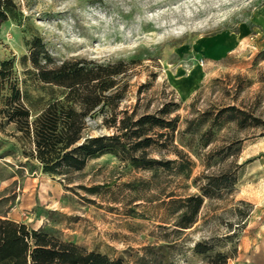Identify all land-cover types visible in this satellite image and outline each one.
<instances>
[{
    "label": "rangeland",
    "instance_id": "obj_1",
    "mask_svg": "<svg viewBox=\"0 0 264 264\" xmlns=\"http://www.w3.org/2000/svg\"><path fill=\"white\" fill-rule=\"evenodd\" d=\"M15 1L21 15L0 25V58L14 59L32 116L60 91L33 73L28 43L36 35L55 63H128L119 109L167 104L168 116L178 115L173 143L192 163L180 173L176 163L154 171L103 153L81 170L50 174L8 124L0 129V217L125 264L142 256L264 264V0ZM231 104L247 112L245 125L228 112L215 117ZM87 122L89 134L112 132L101 115ZM168 148L151 154L185 162ZM207 175L217 176L213 195L192 226L177 230L178 199L200 193Z\"/></svg>",
    "mask_w": 264,
    "mask_h": 264
},
{
    "label": "trees",
    "instance_id": "obj_2",
    "mask_svg": "<svg viewBox=\"0 0 264 264\" xmlns=\"http://www.w3.org/2000/svg\"><path fill=\"white\" fill-rule=\"evenodd\" d=\"M21 15L15 0H0V25ZM28 59L40 82L60 88L34 116L24 100L13 58H0V129L14 126L11 134L27 147L24 153L38 160L43 171L67 175L83 169L90 158L112 153L136 168L159 167L175 173L189 168L192 160L173 143L178 115L169 117L168 105L154 112L137 113L136 107L119 109L128 88L129 64L124 60L102 63L73 58L55 63L39 36L29 41ZM228 112L231 119L245 125L246 111L234 104L221 108L215 117ZM101 115L102 124L111 133H87L88 118ZM18 132L19 134H16ZM185 162L157 156L152 151H169ZM186 163V164H184ZM200 193L179 198L177 230L189 228L196 221L205 197L213 194L217 176H206ZM170 193L168 196L173 195ZM175 201V200H172ZM200 244H197V250ZM152 250V248H147ZM198 251H205L198 250ZM137 264H161L157 257ZM226 258L219 264H225ZM0 264H125L121 257H109L70 240H63L40 228L29 227L7 217H0Z\"/></svg>",
    "mask_w": 264,
    "mask_h": 264
}]
</instances>
